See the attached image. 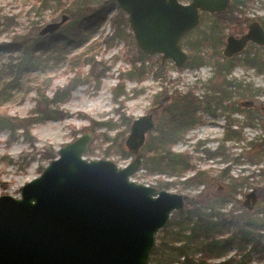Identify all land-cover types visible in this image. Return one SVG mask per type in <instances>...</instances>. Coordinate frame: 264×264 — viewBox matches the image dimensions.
<instances>
[{
    "label": "rangeland",
    "instance_id": "374dc122",
    "mask_svg": "<svg viewBox=\"0 0 264 264\" xmlns=\"http://www.w3.org/2000/svg\"><path fill=\"white\" fill-rule=\"evenodd\" d=\"M107 1L62 0L64 6L52 1L42 9L37 0H0V43L39 34L48 23L60 21L63 14L71 19L72 13H83L81 8L90 12L101 8L105 15L86 44L68 51L66 58L80 54L91 45L90 56L95 55L93 65L87 63L85 55L77 59L75 72L70 71L67 59L57 62L52 55L49 57L51 66L47 70L34 71L31 77L16 66L20 51L0 53V196L11 194L20 197L21 187L39 176L54 159L48 156L57 157L61 147L89 131L93 133V139L85 153L88 159L105 158L115 161L120 167L128 165L135 157L126 145L133 120L148 114L157 96L162 102L164 97H171L174 92H194L201 104L196 113L199 120L184 131L182 138L171 147L174 152L191 154L194 168L182 176L149 172L144 166V153L149 154V131L141 148L142 167L132 179L181 193L186 200V196L196 198L200 193L213 196L218 189L229 192V176H253L250 177L251 184L239 188L237 202H220L205 196L204 202L197 206L205 217L213 215L215 220H219L217 213L224 214L225 225L218 232V238L224 240L234 236L231 245L213 251L205 264H215L229 258L234 259L233 264H239L241 260L246 261L244 264H264V225L259 230L261 250H254V243L243 239L244 230L241 231L239 224L233 220V216H237L243 228L248 230L245 223L250 219L262 222L264 218V174L259 173V169L264 168V156H256V151L263 149L261 143L264 142V72L243 61L249 49L251 53L264 55V45L247 46L239 54L240 63L235 64L231 72L217 73L215 67L216 58L224 61L223 48L227 37L230 34L240 36L248 31V24L243 21L245 17L252 18L250 22L257 20L264 25V0H248L247 5L241 6L244 13L238 15V23L226 24L223 33H220L222 44L200 47L205 63L198 68L186 64L178 67L170 58L163 61L162 53H146L142 61H135L140 48L131 26V36L128 37L130 44L124 37L107 42L106 39L115 31L112 18L120 8L115 0L112 4ZM180 1L189 3L192 0ZM213 20L214 15L208 13L193 32L182 38L183 48L188 55L194 52L192 42L208 30ZM75 74H80L83 82L59 105L65 117L35 119L40 96L37 90L29 91V86L41 87V92L52 97L56 90L66 88ZM228 81H232L233 85L227 84ZM115 86H118L117 92L121 94L118 101L114 97ZM215 88L223 90L215 91ZM209 101L214 114L204 109ZM252 115L255 118L251 120ZM97 122L103 123L97 125L96 129L90 128ZM12 123H26L29 131L25 133L23 128L11 129L8 126ZM228 128L239 130L241 134L226 141ZM156 135L157 132L153 131V136ZM197 171L204 173L184 184V180L193 177ZM166 182L171 184L164 187ZM259 189L262 195L258 194ZM252 190L257 192L258 200L249 210L243 201ZM195 219L194 207L187 203L183 210L174 211L167 225L156 234L150 264H182L188 257L194 260V264H200L203 255L195 251L194 244L188 256L179 255L175 250V246L187 240L186 234H189V227Z\"/></svg>",
    "mask_w": 264,
    "mask_h": 264
},
{
    "label": "water",
    "instance_id": "95a60500",
    "mask_svg": "<svg viewBox=\"0 0 264 264\" xmlns=\"http://www.w3.org/2000/svg\"><path fill=\"white\" fill-rule=\"evenodd\" d=\"M115 1L128 13L138 47L147 54L162 53L163 61L170 58L178 67L189 59L181 39L199 25L200 11L223 12L231 2ZM69 19L63 14L39 34L55 33ZM249 41L264 45L259 21L250 23L240 37L230 35L224 55L241 53ZM154 111L132 122L126 145L135 157L128 165L88 159L85 153L93 139L89 131L61 147L43 172L21 187L20 197L2 194L0 264H150L156 234L186 205L181 193L132 179L142 167L147 134L156 125ZM257 200L252 190L243 205L252 210Z\"/></svg>",
    "mask_w": 264,
    "mask_h": 264
},
{
    "label": "trees",
    "instance_id": "16d2710c",
    "mask_svg": "<svg viewBox=\"0 0 264 264\" xmlns=\"http://www.w3.org/2000/svg\"><path fill=\"white\" fill-rule=\"evenodd\" d=\"M37 1H40L39 8L42 9L46 6H49V3L52 1L58 2V6H64L62 0ZM112 2H114V0L107 1V3L111 4ZM247 3L248 0H233L227 11L214 15V20L208 26V30L204 31L203 34L198 36L192 42L191 45L194 52L189 54V60L186 63L187 66L198 68L205 63V56L200 47L206 45L216 46L218 43H220L219 36L220 33L223 32L225 25L229 23H235L236 19L238 18L237 14L244 13L241 6L247 5ZM81 9L84 10L83 13H79L78 15L72 13L70 21L63 24L55 33L47 35L35 34L23 37L19 41L0 43V53L3 51H20L21 54L19 58H17L18 61L16 62V66L30 76H34V71L42 69L47 70L51 66L49 63V57L52 55H54L53 57L57 60V62L67 59L68 66L71 67L70 71L72 72H75L77 59L83 55H85V58L88 60L87 63L93 65L96 60L95 55L90 56L91 45H88L86 50L81 51L80 54L66 58L70 49L78 48L89 41V39L94 34L96 26L100 24L105 17V15L102 14L101 8L92 10L91 12L85 8ZM117 11L118 12L112 18L115 31L106 39V41L108 42L110 39L113 40L116 37H124L130 44L131 40H128V37L131 36L129 32V17L127 16L126 11L123 9L118 8ZM249 19L250 18H246L245 20L249 21ZM191 32H189L186 36H188ZM251 46H254V44ZM249 50L246 51L243 61L252 67H256L258 71L264 72V55H261L258 52L251 53ZM138 55L139 56L135 58V61H142L144 57L147 56L146 53L140 49H138ZM240 61L241 59L239 58V54H236L229 59L224 57V61H221L220 58H216V72H231V70L235 67V64L240 63ZM99 78L100 77H98V79ZM35 79L36 78H33V80ZM82 82L83 81H81L80 74H75L73 78L69 79L68 86L64 89L61 88L56 90L52 97L47 96L45 92H41V87L29 86V91L37 90L40 96L35 108V113L37 114L35 119L43 120L65 117L66 114H64L63 110H60L59 105L64 102L65 99H67L71 94V91L78 87ZM227 84L233 85V82L228 81ZM117 87L118 86H115L113 88L116 101H118L119 97L121 96V94L117 92ZM220 89L221 88H215L214 90L220 91ZM222 90L223 89H221V91ZM159 97L160 96H157V99L153 104V108H155L156 126L150 131L151 140L147 144V148H149V154L147 155V153H144V166L151 173L166 172L171 175L182 176L187 171L194 168L192 156L189 153L174 152L172 151L171 147L182 138L184 131L198 122L199 119L196 116V113L201 106L200 100L194 92H188L186 94L174 92V94L170 97V101L163 105L162 108H159L161 102ZM210 102L211 101L205 104L204 109L214 114L215 110L211 109ZM39 114L40 117L38 116ZM255 115L251 116V120L255 118ZM5 120L8 123L10 122L9 119ZM94 122L95 120L92 121V123ZM102 123L103 122H97V124H92L90 128L96 129V126H100ZM8 127H11V129L15 130L17 128H23L25 133L26 130L29 131V127L26 125V123L18 125L12 123L9 124ZM153 131L157 132L156 136H153ZM240 134L241 133L239 130L228 128L225 134V140L227 141L229 139L235 138ZM261 145H263V149H258L256 151V156H264V142H262ZM151 150L153 153H151ZM48 157L55 158L56 156ZM202 173L204 172L197 171L193 177H187L184 180V184L190 183L191 179L202 176ZM259 173L264 174L263 167L259 169ZM253 175H255V173H253ZM250 177L253 176L246 178H235L233 176H229V181L227 182L229 192H223L222 190L218 189L217 193L213 196L201 193L198 194L196 198H190L186 196L187 205H192L194 207V216L196 219L191 225L189 224V234H186L187 240L180 246H175V250H177L179 255L188 256L189 250L192 249V244H194L195 251L201 252L203 255L200 264H205L211 255H213V251H219L222 247L225 248L234 242L233 235L227 237L224 240L217 237L218 232H221L222 227L225 225V219L222 217L224 214L219 212L216 214L217 216L215 215L217 218L219 217V220H215L213 215H211L210 218L205 217V215H203L201 212V208L197 205H201L204 202L205 196L207 199L214 198L215 201L220 202H237V193L239 188L244 186V184H251ZM225 180L226 178L224 181ZM170 184V182H166L164 183V187H168ZM260 189L257 191L258 194L262 195ZM233 220L239 224V229L241 231L244 230L245 236H243V239L252 241L254 243V250H261L258 240L260 237L259 230L262 229L264 225V218L262 219V222H257L253 219H250L247 224L245 223V225L248 227V230L243 228L237 216H233ZM233 261V258H229L226 261L215 264H233ZM190 263L194 264V260L189 259L188 257L187 260L182 264ZM244 263H246L244 260L239 262V264Z\"/></svg>",
    "mask_w": 264,
    "mask_h": 264
},
{
    "label": "flooded vegetation",
    "instance_id": "af4514ba",
    "mask_svg": "<svg viewBox=\"0 0 264 264\" xmlns=\"http://www.w3.org/2000/svg\"><path fill=\"white\" fill-rule=\"evenodd\" d=\"M232 2H233V0H231L230 5L232 4ZM230 5L228 6V8L230 7ZM228 8H227L225 11H227ZM225 11H223V12H225ZM200 12H201V21H202V18H203L205 15H207L208 13H210L209 11H202V10H201ZM217 13H222V12H216V13H210V14L215 15V14H217ZM239 14H240V13H238L237 15H239ZM241 14H242V13H241ZM238 17H239V16H238ZM246 18H250V17H245V18L243 19V21H244L246 24H248V30H249V25H250V23H252L253 21L250 22V21L252 20V18H250L249 21H246V20H245ZM201 21H200V23H201ZM238 21H239V18L236 19V22H235V23H229V24H237ZM254 21H257V20H254ZM259 22H260V21H259ZM200 23H199V25H200ZM260 23H261V22H260ZM261 24H262V23H261ZM199 25H198V26H199ZM227 25H228V24H227ZM198 26H197V27H198ZM225 26H226V25H225ZM262 26L264 27L263 24H262ZM197 27H196V28H197ZM193 30H194V29H193ZM190 32H191V31H190ZM247 32H248V31H247ZM247 32H245V33H247ZM222 33H223V32H222ZM245 33H244V34H245ZM187 34H188V33H187ZM187 34H185L183 37H185ZM244 34H242V35H244ZM230 35H233V34H230ZM230 35H229V36H230ZM242 35H240V36H242ZM229 36H228V37H229ZM234 36H236V35H234ZM240 36H236V37H240ZM228 37H227V38H228ZM219 40H220V41H219L220 44H222V43H223V40H222L221 37L219 38ZM253 44L255 45V44H257V43H255V42H253V41H249V42L246 44V46H245V48L243 49V51L247 48V46H251V45H253ZM181 45H182V39H181ZM226 45H227V40H226L225 46H224V48H223V52H224V49H225ZM258 45H259V44H258ZM182 47H183V45H182ZM183 49H184V48H183ZM223 54H224V53H223ZM239 54H240V53H239ZM224 56H225V55H224ZM234 56H235V55H234ZM225 58H228V57L225 56ZM230 58H232V57H230ZM228 59H229V58H228ZM188 60H189V59H188ZM187 62H188V61H187Z\"/></svg>",
    "mask_w": 264,
    "mask_h": 264
}]
</instances>
